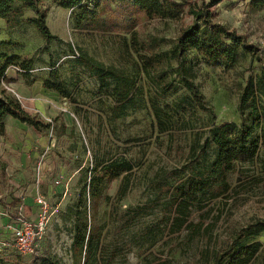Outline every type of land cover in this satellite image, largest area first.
<instances>
[{
	"label": "rangeland",
	"instance_id": "374dc122",
	"mask_svg": "<svg viewBox=\"0 0 264 264\" xmlns=\"http://www.w3.org/2000/svg\"><path fill=\"white\" fill-rule=\"evenodd\" d=\"M120 1L125 5L129 3V0H110L108 4L114 11ZM105 5L102 4L101 10ZM42 7L48 10L47 26L58 39L46 41L29 21L36 17L35 12L25 9L18 26L6 28V24L0 22V43H5L0 47V55L6 60L19 56L20 63L31 60L30 75L39 85L52 69H57L72 97L43 94L48 102L42 110V121L50 127L40 132L51 140L52 146L50 158L40 159L38 168L42 181L39 195L49 204L39 255H20L0 221V264H40L54 256L62 264H74V214L79 202L81 205L90 203L88 191L82 188L96 163L106 159L126 160L134 169L128 175L107 182L102 197L95 202V210L88 208L85 217L92 226L89 264H211L213 253L227 246L239 231L264 221V157L239 165L231 178L234 186L241 183V188L229 199H217L206 209L211 210L208 221L218 217L212 236L178 250H172L174 235L165 228V219L172 209L173 191L165 193L160 189L165 179L171 186L188 174L190 148L197 133L203 144L211 124L250 121L254 109L249 107L239 112L238 106L248 79L256 80L264 68V6H257L253 0H222L216 5L217 21L244 35L257 50L251 53L241 49L235 65L210 62L194 51L189 52L186 59L192 78L206 103L213 107L216 118L212 121L208 113L190 110L184 121L177 124V130L166 135L158 133L150 99L161 104L172 103L179 95L189 102L187 92L181 89L175 96L156 95L142 62L132 50L130 34L117 29L78 30L74 27L73 11L62 9L54 0H43ZM112 17L113 14L108 13L103 20L110 22ZM179 28L178 22L159 19H138L136 23L138 40L151 46L154 53L170 51ZM79 53L137 79L139 91L135 108L130 109L126 117L109 120L107 112L113 102L108 90H102L98 79L77 64ZM177 68L176 61H165L160 69L168 75L169 81L177 82L173 74ZM11 73L14 72L10 67L9 75ZM8 82L0 83V95L17 97L8 88L18 95L19 92ZM251 105L252 101L248 106ZM255 105L264 113V94L257 92ZM261 123L264 124V115ZM212 158L211 150L208 160ZM143 205H147L148 214L136 219V226L129 229L131 211ZM6 209L0 207L1 211ZM35 209L33 213L22 205L14 216L21 214L26 219H35L39 214L38 207ZM149 229L157 237L152 245L141 239ZM137 231L140 236H134ZM256 240L260 241L263 253L253 264H264V232Z\"/></svg>",
	"mask_w": 264,
	"mask_h": 264
},
{
	"label": "trees",
	"instance_id": "16d2710c",
	"mask_svg": "<svg viewBox=\"0 0 264 264\" xmlns=\"http://www.w3.org/2000/svg\"><path fill=\"white\" fill-rule=\"evenodd\" d=\"M56 5L65 10L73 11L75 29H104L105 31H123L131 35L132 50L142 62V69L150 80L151 86L158 97L175 96L181 89L187 92L189 102L178 95L172 103L161 104L158 100L150 99L158 133L162 135L174 132L177 124L183 120L190 110L208 113L213 121L216 118L213 107L206 103L204 95L192 78L190 65L186 56L194 51L210 62H224L235 65L239 52L244 49L254 53L257 49L247 41L244 35L217 21L215 7L222 0H129L125 5L122 1L113 11L110 0H54ZM43 0H0V22L6 28L18 26L23 19L24 10L30 9L36 17L30 19L38 32L46 41L57 40L47 26L48 10L42 7ZM259 7L264 6V0H253ZM102 4H106L101 10ZM123 4V5H121ZM110 13L109 21L103 16ZM138 19L175 21L180 23L179 34L175 45L168 52L154 53L149 45H143L138 40L136 23ZM113 20V21H111ZM1 28V27H0ZM5 43H0V47ZM143 50L146 53L142 54ZM73 52V51H72ZM0 55V83L8 81L10 67L17 68L28 86L36 83L31 77L33 63L31 60L20 63L19 56L9 57ZM167 61H176L178 68L173 73L178 81L168 80V75L161 71V66ZM77 64L90 72L99 81L102 90H108V96L113 106L108 110L109 120H119L126 117L130 109L135 108V98L139 91L135 77L115 68H108L103 63L90 56L79 53ZM43 88L71 99L72 93L62 81L57 69H52L49 76L41 82ZM257 92L264 94V68L257 79H248L240 97L239 112L252 107L249 122L241 124L226 122L221 125L211 124L208 137L201 143L199 133L190 148V167L187 175L179 178L174 185H169L167 179L160 183L161 191H173L171 211L165 219V228L174 235L172 250L189 246L196 240L212 236L218 221H208L211 210H206L214 201L220 198L229 199L241 183L234 186L232 176L239 165L252 163L264 157V124L261 123L264 113L255 105ZM252 101V105L248 106ZM17 119L22 123L41 131L48 129L36 116L28 114L20 100L12 95L0 96V138L6 134V119ZM212 150L213 158L208 160ZM264 160V158H263ZM264 167V161H262ZM134 165L126 160L106 159L96 163L89 181H85L82 191H88L90 203L79 202L75 211L76 225L72 244L74 264H89V246L92 241V226L86 220L88 208L95 210V202L102 197L105 184L117 179L123 174H129ZM264 169V168H263ZM238 186V187H237ZM168 187V188H166ZM166 188V189H165ZM132 218L127 227H135V220L144 218L147 205L139 206L131 211ZM129 221V219L127 220ZM151 229V228H150ZM148 230L141 239L150 244L157 241L153 232ZM140 231L134 236H140ZM264 232V221L249 225L239 231L230 243L223 249L213 253L211 264H253L263 253L262 245L256 238ZM40 264H62L57 256L45 259ZM207 264V263H206Z\"/></svg>",
	"mask_w": 264,
	"mask_h": 264
},
{
	"label": "crops",
	"instance_id": "0c3cea01",
	"mask_svg": "<svg viewBox=\"0 0 264 264\" xmlns=\"http://www.w3.org/2000/svg\"><path fill=\"white\" fill-rule=\"evenodd\" d=\"M7 77L8 84L19 92L23 109L42 120V110L48 102L43 94H56L43 88L42 84L28 86L19 74L8 73ZM51 146V140L34 127L11 117L6 119V134L0 138V207L8 209L0 210L1 224L9 221L6 213L14 215L22 205L33 213L36 211L35 198L42 183L39 163L40 159L50 158Z\"/></svg>",
	"mask_w": 264,
	"mask_h": 264
},
{
	"label": "built area",
	"instance_id": "2783aa9c",
	"mask_svg": "<svg viewBox=\"0 0 264 264\" xmlns=\"http://www.w3.org/2000/svg\"><path fill=\"white\" fill-rule=\"evenodd\" d=\"M12 71L17 73L19 70L12 68ZM8 89L20 99V96L12 88ZM35 203L39 210L38 217L35 219H26L21 214L16 217L11 213L5 214L9 219L5 224V231L9 234L17 252L22 256L39 255V243L44 236L49 218V204L46 199L38 195L35 198Z\"/></svg>",
	"mask_w": 264,
	"mask_h": 264
}]
</instances>
